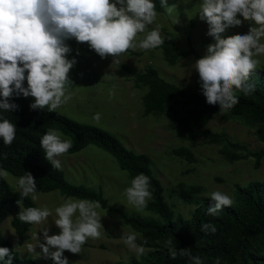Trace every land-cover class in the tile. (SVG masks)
I'll list each match as a JSON object with an SVG mask.
<instances>
[{
    "label": "clouds",
    "instance_id": "1",
    "mask_svg": "<svg viewBox=\"0 0 264 264\" xmlns=\"http://www.w3.org/2000/svg\"><path fill=\"white\" fill-rule=\"evenodd\" d=\"M159 3L169 16L173 15L175 4L169 6L168 0ZM198 15L206 22V35L214 42L206 46L205 54L196 59L194 68L206 103L218 104L219 113L224 115L239 103L237 92L245 97L255 92L256 85L249 81L260 69L259 57L264 56V0H201ZM158 16L154 0H0V110H18L13 97L23 96L34 98L29 105L31 110L57 112L73 98L69 74L77 60L68 59L72 48L66 41L87 43L102 59L112 56L119 63L118 57L129 50L150 51L164 44L161 25L149 30ZM173 22L178 23L177 17ZM245 22L249 24L246 33L224 35L229 28L242 27ZM138 36L142 38L137 39ZM114 96L113 88L109 90V100ZM101 119L100 112L92 116L96 123ZM16 128V124L0 115L3 145L13 144ZM62 135L58 129H50L40 138L45 159L56 170L62 167L60 158L73 148L72 140L63 139ZM7 176V171L0 168V177ZM17 190L21 200L28 197L37 200L36 178L30 171L19 177ZM124 194L127 202L142 213L153 195L149 176L136 175ZM210 200L213 203L207 215L213 217L234 203L221 191L211 192ZM101 207L98 200L69 197L55 208L53 222L59 232L50 234L49 226L41 227L42 237L36 233L37 243H28L27 252L33 259L69 264L65 251L80 255L89 239L103 236V216L98 211ZM52 215L48 207H27L17 213L21 223L32 225H45ZM201 231L214 234L217 228L202 223ZM121 239L137 258L145 254L147 239L138 243L135 232ZM166 246L171 259L186 256L190 264H204L190 250L174 247L172 240L166 241ZM12 260L11 250L0 247V264H12ZM214 264H220V257L215 258Z\"/></svg>",
    "mask_w": 264,
    "mask_h": 264
},
{
    "label": "rangeland",
    "instance_id": "2",
    "mask_svg": "<svg viewBox=\"0 0 264 264\" xmlns=\"http://www.w3.org/2000/svg\"><path fill=\"white\" fill-rule=\"evenodd\" d=\"M168 4L176 5L173 15L169 16L165 9L158 12L156 24L150 26L149 30L157 24L161 25L163 37H173L181 50L187 47V37L190 36L199 55H204L206 46L214 41L206 35V22L199 19L201 0H188L187 3L184 0H168ZM175 17L178 23L174 24ZM248 28L249 24L245 22L242 27L229 28L224 35L246 33ZM140 38L138 36L137 39ZM66 43L72 48L68 59L75 57L77 60L69 74L73 82L69 87L73 98L57 112L78 122L99 126L117 137L128 149L148 155L151 171L162 183L165 200L174 216L180 215L188 220L202 200L210 197L213 191L228 194L235 203V184L244 186L249 181L264 178L263 162L255 166L251 156L229 160L221 152L223 144L211 143L201 137L188 138L180 119L193 106L183 107L180 98L171 99L160 111L144 114L143 98L147 87L134 79V72L153 66L165 80L187 92H197L203 96L198 73L194 68L198 58L189 55L169 62L160 48L150 51L137 49L119 56L117 63L112 56L102 59L87 43H77L75 39ZM259 59L260 67L264 66V56ZM113 88L115 96L109 100L108 93ZM96 112L102 115L99 123L92 120ZM207 127L224 133L229 142H237L250 151L264 152V141L259 140L255 134L257 126L246 118H223L220 113H215ZM178 147L189 149L194 161L188 162L176 155L173 150ZM60 159L61 170L68 181L82 183L95 190L101 189L108 200L107 207L98 210L103 216V236L98 240L89 239L80 255L65 251L69 264H126L131 259L142 258L150 251L168 249L166 241H156L152 246H145V254L137 258L123 243L121 237L131 232L138 235V243H142L143 237L122 219L118 210L157 220L159 216L150 205L151 200L142 213L127 202L124 191L130 186L132 178L119 168L112 155L90 144ZM7 173L4 179L14 191H18L19 177ZM179 186L186 190H197L189 200H183L179 195ZM37 196V200L33 201L35 207H48L53 213L45 225H32L19 240L11 226V217L7 214L1 220L0 229L22 259H32L33 264H49L50 259H33L27 252V244L37 243L34 239L36 233L42 237L39 232L41 227L49 226L50 234L59 232L53 222L56 219L55 208L69 197L56 190L37 192ZM253 242L251 255L247 260L237 258L236 264H261L264 256V230ZM37 251H40L38 247Z\"/></svg>",
    "mask_w": 264,
    "mask_h": 264
},
{
    "label": "trees",
    "instance_id": "3",
    "mask_svg": "<svg viewBox=\"0 0 264 264\" xmlns=\"http://www.w3.org/2000/svg\"><path fill=\"white\" fill-rule=\"evenodd\" d=\"M154 2L157 12H162L164 8L160 7L159 0ZM164 39L165 42L160 49L169 62L189 55L201 57L190 36L187 37V47L182 50L177 47L173 37L165 36ZM133 75L137 82L147 87L143 98L144 114L160 111L168 101L178 97L183 107L193 106L188 108L180 119L188 138L201 137L211 143L223 144L221 152L229 160L251 156L254 158L255 166L260 162L264 163V152L250 151L237 142H229L224 133L207 127L212 115L219 113L218 104L209 105L201 94L187 92L165 80L153 66H147L143 71L134 72ZM249 82L256 85L255 92L248 97L237 92L239 103L221 116L248 119L257 126L255 130L257 138L264 141V66L257 70ZM13 101L19 105L18 110L14 112L0 110V115L17 126L16 139L11 146L3 145L0 138V168L16 177L30 171L36 178L38 192L56 190L65 197L98 200L102 208H106L108 200L103 196L101 189L95 190L82 183L68 181L61 169H53L51 163L45 159L40 147V138L48 130L58 129L63 134V139H71L73 142V148L68 154L76 153L87 145H95L112 155L119 168L125 170L130 178L133 179L140 173L149 176L153 194L150 205L159 219L144 218L118 210L122 219L139 232L143 239H147L148 243L144 246H152L156 241L172 240L174 247L190 250L193 256H200L204 264H214L216 257H220V263L236 264L237 258L247 260L251 255L253 241L264 230V178L249 181L244 186L235 184L236 202L232 207L223 209L219 216L207 215V209L213 203L210 197H207L186 220L180 215H173L165 200L162 183L151 171L148 155L128 149L117 137L99 126L78 122L59 112L49 113L46 109L31 110L29 105L34 102L32 97L14 96ZM173 152L188 162L194 161L191 151L185 147H178ZM196 190V188L186 190L179 186V195L183 200H189ZM18 200L21 201L19 204ZM27 207H35L31 197L21 200L19 191H14L8 182L0 177V223L5 215H10L11 226L19 240L32 226L21 223L17 217V213ZM202 223L214 225L217 231L214 234L202 232ZM0 247H8L11 250L12 264H33L32 259H22L19 256L1 229ZM49 264L53 262L50 260ZM126 264H190V261L186 256L171 259L168 249H163L150 251L142 258L131 259ZM261 264H264V256Z\"/></svg>",
    "mask_w": 264,
    "mask_h": 264
}]
</instances>
